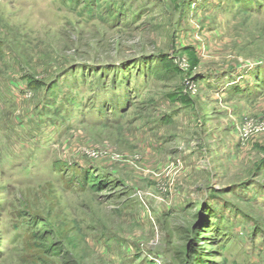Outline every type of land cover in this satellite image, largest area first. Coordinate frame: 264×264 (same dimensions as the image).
Instances as JSON below:
<instances>
[{"label": "rangeland", "instance_id": "rangeland-1", "mask_svg": "<svg viewBox=\"0 0 264 264\" xmlns=\"http://www.w3.org/2000/svg\"><path fill=\"white\" fill-rule=\"evenodd\" d=\"M0 264H264V0H0Z\"/></svg>", "mask_w": 264, "mask_h": 264}, {"label": "trees", "instance_id": "trees-1", "mask_svg": "<svg viewBox=\"0 0 264 264\" xmlns=\"http://www.w3.org/2000/svg\"><path fill=\"white\" fill-rule=\"evenodd\" d=\"M87 182H88V186H89V188H92V189L96 190L97 192L99 191V189H100V184H99V180L97 179V177H94V176L92 175V176L88 177ZM23 225L26 226V227L28 228V230L31 228V223H24ZM21 230H24L23 233H22ZM28 230H27V229L25 230V228L22 227V225L19 226V227L17 228V231H18L17 236L25 235V234L28 232ZM32 231H33V230H32ZM32 231H31V232H32ZM31 232H30V233H31Z\"/></svg>", "mask_w": 264, "mask_h": 264}]
</instances>
